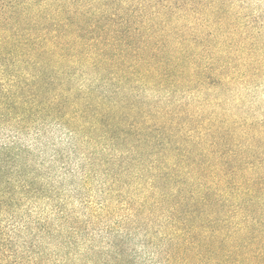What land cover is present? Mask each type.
<instances>
[{
	"label": "trees",
	"instance_id": "trees-1",
	"mask_svg": "<svg viewBox=\"0 0 264 264\" xmlns=\"http://www.w3.org/2000/svg\"><path fill=\"white\" fill-rule=\"evenodd\" d=\"M0 264H264V1L0 0Z\"/></svg>",
	"mask_w": 264,
	"mask_h": 264
},
{
	"label": "rangeland",
	"instance_id": "rangeland-1",
	"mask_svg": "<svg viewBox=\"0 0 264 264\" xmlns=\"http://www.w3.org/2000/svg\"><path fill=\"white\" fill-rule=\"evenodd\" d=\"M252 1H257V0H252ZM260 1H264V0H260Z\"/></svg>",
	"mask_w": 264,
	"mask_h": 264
}]
</instances>
